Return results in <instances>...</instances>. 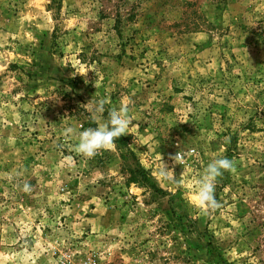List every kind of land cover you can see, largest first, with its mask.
<instances>
[{"label": "rangeland", "instance_id": "rangeland-1", "mask_svg": "<svg viewBox=\"0 0 264 264\" xmlns=\"http://www.w3.org/2000/svg\"><path fill=\"white\" fill-rule=\"evenodd\" d=\"M129 100L113 149L63 135ZM93 257L264 264V0H0V264Z\"/></svg>", "mask_w": 264, "mask_h": 264}, {"label": "clouds", "instance_id": "clouds-1", "mask_svg": "<svg viewBox=\"0 0 264 264\" xmlns=\"http://www.w3.org/2000/svg\"><path fill=\"white\" fill-rule=\"evenodd\" d=\"M91 101V100H90ZM89 101V102H90ZM88 102V103H89ZM107 101L99 100L95 102V113L103 114ZM129 100L127 103H121L119 108L112 107L108 110V120L96 128H87L78 131L74 127H67L63 135L67 137H78V143L75 151L85 158L91 159L102 151L111 150L115 147V141L127 134V129L132 123L129 117ZM174 164L182 165L183 157L177 152L169 157ZM224 172H235V166L232 160L228 158L213 159L204 168L202 177L197 183L194 206L203 213L210 214L220 207V203L215 198V185L217 178L222 177ZM158 175L166 181H175V172L173 167H167L162 158ZM24 192H30L31 186L28 183L23 185Z\"/></svg>", "mask_w": 264, "mask_h": 264}, {"label": "built area", "instance_id": "built-area-1", "mask_svg": "<svg viewBox=\"0 0 264 264\" xmlns=\"http://www.w3.org/2000/svg\"><path fill=\"white\" fill-rule=\"evenodd\" d=\"M60 264H72L68 261H63ZM82 264H119V263H113V261L107 260V259H99V257H93L92 259L83 262ZM121 264H147L146 262H139V261H123ZM149 264V263H148Z\"/></svg>", "mask_w": 264, "mask_h": 264}]
</instances>
